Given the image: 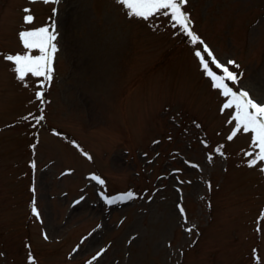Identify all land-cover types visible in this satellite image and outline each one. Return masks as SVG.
Wrapping results in <instances>:
<instances>
[{"label": "rangeland", "instance_id": "rangeland-1", "mask_svg": "<svg viewBox=\"0 0 264 264\" xmlns=\"http://www.w3.org/2000/svg\"><path fill=\"white\" fill-rule=\"evenodd\" d=\"M183 9L241 70L229 87L264 99V0ZM53 23L52 80H19L4 56ZM196 50L223 75L170 16L131 17L118 0H0V264H264V162L248 165L250 133L228 139L235 109Z\"/></svg>", "mask_w": 264, "mask_h": 264}, {"label": "snow or ice", "instance_id": "snow-or-ice-1", "mask_svg": "<svg viewBox=\"0 0 264 264\" xmlns=\"http://www.w3.org/2000/svg\"><path fill=\"white\" fill-rule=\"evenodd\" d=\"M43 3H59V0H42ZM125 9L127 15L131 17H138L143 20H149L155 15L170 16V21L173 28H179L180 32L190 38L193 45L201 44L204 46V52L208 57H211V63L216 68L221 69L223 75H217L216 72L209 67V61L205 59L200 50H196L194 55L199 59L204 73L212 81V86L220 90L221 95L228 98L224 103V109H235L231 119L235 121V128L229 135L228 139L231 140L241 130L244 133L251 134V147L253 148L254 158L248 161L249 167L257 165L258 162H264V99L257 101L250 97L249 93L244 90L234 91L225 81H238L236 73L230 71L227 66L221 64L214 56L208 46L194 33L190 27L191 21L188 13L183 9V5L187 0H118ZM29 10L25 9L27 13ZM55 14V9H53ZM25 23H31L33 16L25 15ZM20 40L24 49L27 51L24 54H6L4 59L14 63V71L17 73L19 80L23 81L31 74L34 77L44 78L41 81V88L44 86V81L50 82L53 74V60L56 52L58 51L54 41L57 39L55 32V23L50 26L40 27L34 30L22 31L19 33ZM33 50H38V55H32ZM229 64H235L234 61H228ZM238 67V65H236ZM37 98L43 102L44 93L38 91ZM44 119L41 114L36 118L37 124ZM258 149V151H256ZM218 152L220 148L216 149ZM253 152L246 153L248 156H253ZM33 167L35 164L33 163ZM264 171V169H261ZM92 179L96 180L99 184L103 185L104 181L98 176H93ZM135 196L131 191L122 194L118 198H106L108 204H114L119 201L133 199ZM32 212L35 216L39 217L40 212L33 203ZM188 231H191L189 229ZM101 253H97L99 256ZM96 259V257H93Z\"/></svg>", "mask_w": 264, "mask_h": 264}, {"label": "trees", "instance_id": "trees-1", "mask_svg": "<svg viewBox=\"0 0 264 264\" xmlns=\"http://www.w3.org/2000/svg\"><path fill=\"white\" fill-rule=\"evenodd\" d=\"M191 21V20H190ZM192 26V21H191V24H190V27ZM228 69L234 73H236L238 79H240L242 77V73H241V70H237V68L235 66H233V64H228L227 65ZM217 74V73H216ZM226 82V81H225ZM228 84V82H226ZM229 85V84H228Z\"/></svg>", "mask_w": 264, "mask_h": 264}]
</instances>
